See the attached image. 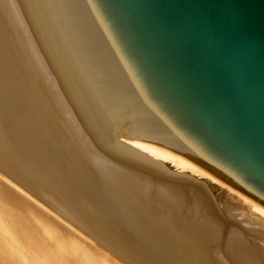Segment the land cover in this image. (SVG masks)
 <instances>
[{
    "label": "water",
    "instance_id": "obj_1",
    "mask_svg": "<svg viewBox=\"0 0 264 264\" xmlns=\"http://www.w3.org/2000/svg\"><path fill=\"white\" fill-rule=\"evenodd\" d=\"M27 2L113 139L161 147L264 210V0Z\"/></svg>",
    "mask_w": 264,
    "mask_h": 264
},
{
    "label": "bare ground",
    "instance_id": "obj_2",
    "mask_svg": "<svg viewBox=\"0 0 264 264\" xmlns=\"http://www.w3.org/2000/svg\"><path fill=\"white\" fill-rule=\"evenodd\" d=\"M30 12L34 16L32 10ZM8 21L11 22L12 28L10 24L5 28L4 25ZM0 26L3 32L0 31L6 40L0 38V264H213L209 255L211 246L208 245L207 238L213 237L211 241L215 238L214 235L209 234L214 231L213 229H219L217 226L219 216H215L213 211L208 209L201 196L195 195L196 200L191 203L192 207L201 214V222H196L198 219L194 221L198 223L194 227L198 231L196 229L186 231V228L180 229L179 226L174 227L173 231L171 227L166 226L168 224L161 223L163 225L161 226L159 222L158 224L156 222L159 227H156L157 231H147L146 227L142 226L145 222L142 223L141 220L138 222L139 218L135 219L132 210L135 211L137 208L130 211L132 201L144 202L145 208L148 203L147 196L140 195L142 192L137 195L135 185L142 184L141 187H147L146 184L148 186L150 184L151 186L153 178L158 180L159 177L167 180L166 182L171 186L170 191L176 194L177 188L187 184L185 180L196 182L193 175L219 184L244 201L249 206L247 209L260 215L259 220L251 224L261 226V236H264V210L236 190L161 147L129 138H122L124 142L117 141L101 123H94L97 133L102 138L109 139L111 144L109 149L112 150L113 157L122 160V164L127 167V170L120 169L112 174L110 172L112 167L108 166L110 162H105L106 166L98 161L97 158L101 159L97 156L99 150L96 154L91 145L86 148L84 146L86 152L83 150L86 141L88 140L90 144L92 140L81 125L75 122L76 119L74 121L70 115H67L66 120L63 113L58 112L62 102L58 105L56 101L58 99H55L57 96L53 91L55 88L51 89L52 86L48 88L44 82L46 80L39 78L41 79L39 81L37 74L34 76L27 74L28 67L32 71L35 70L33 68L35 63H31L34 58L31 59L33 55L30 57L32 53L29 54L27 51L29 47L22 43L24 41L21 42L23 38L21 32L19 34L16 32L19 31L20 26L16 27L15 21L4 12L0 13ZM8 33H13V38L6 39ZM22 47L26 49L23 57L18 55V49ZM18 69L22 72L19 73ZM59 71L61 73L62 70ZM33 73L35 74L34 71ZM58 98L61 99L60 95ZM48 99L55 101L47 102ZM63 106L61 107L66 110L64 103ZM54 109L57 120H53ZM45 119L49 123H46ZM79 137H83V140L86 138V144L83 143L82 146L72 149L70 146L73 145L69 146L68 138L75 140L76 143L78 139L81 140ZM130 147L136 148L137 151ZM79 151L81 155H87V160H92L90 163L93 162L94 166L103 164L102 166L108 167L104 166L109 172L103 169L104 174H100L102 178L106 177L104 181L109 185L104 186L111 194L113 188L121 190L125 200L120 195L118 198H122L125 202L121 206L125 210L119 207V203L112 201L118 195H115L117 190L113 191L112 195L115 196H111L112 200L108 201L110 196L106 198L110 203L111 207H109L106 205L108 203L103 201L105 199L101 198L103 195L101 196L99 190L93 189L94 186L90 188L89 185H93L95 180L93 181L90 175H86V180L83 181L82 175L80 176L83 173L78 166H75L76 164H72L76 161L74 157ZM139 152L145 153L150 159ZM80 160L83 162V158ZM95 162L97 164H94ZM162 162H169L179 171H188L192 175L187 172L170 171ZM102 166L101 168L98 166L99 170ZM88 170L91 172L92 169ZM133 170H136L138 175ZM94 175L92 174L93 177ZM99 180L101 179L96 180L97 185ZM122 199H118L119 202ZM126 205L130 208L128 209ZM156 216H154L155 220H157ZM117 220L118 224L115 222ZM232 227L230 229H233ZM205 232H208L207 235ZM133 233L135 237H132ZM243 235L242 231L236 230L232 238H226L224 241L226 252L233 251L237 263H242L243 259L247 262L252 261L253 264H263L264 246L247 241Z\"/></svg>",
    "mask_w": 264,
    "mask_h": 264
},
{
    "label": "rangeland",
    "instance_id": "obj_3",
    "mask_svg": "<svg viewBox=\"0 0 264 264\" xmlns=\"http://www.w3.org/2000/svg\"><path fill=\"white\" fill-rule=\"evenodd\" d=\"M31 10L32 9L30 8L27 0H0V13L3 14V12H4L7 16H10L15 21L16 27L20 26L19 31L17 30L16 32H18L17 34H19V32H21L20 35L21 34L23 35V36L21 35V38L22 37L24 38V39L22 38V40L20 38L21 42L24 41L22 43H24V45L27 48L29 47L27 51L29 52V54L32 53V54H30V57L33 55L31 57V59L32 58H34V59L31 60V63L33 64V62H34L35 65L37 64V66H35L33 64V66H34L33 68L35 69V70H33L35 72V74H34L33 71L27 66V64H26L27 62H25L26 67H28L27 68L28 70L26 69L27 74L30 76H34L37 74L36 76L38 77V80H39V78H43V80H46L44 82L47 84L48 88H51L49 86H52L51 89L55 88L53 91L55 92V94L57 96L55 99H58V100H56V101H58V105L60 104V102H62L61 103L62 105L60 104V107L61 106L64 107L63 106V103H64V105L68 109V110L66 109L68 111V112H66V110L64 108L61 107L64 110L63 111L62 109L60 110V107H59L58 112L60 111L61 113H63L62 115L65 117L66 120L68 118L67 115H70L71 119L73 118L74 121L76 119L75 122L78 123L79 125H81L82 129H84L87 136L88 137L90 136V139L92 140L89 144L88 140L86 138H85V140H83L84 139L83 137L82 138L79 137L84 142H81V140L79 141V139H78L75 143V140L68 138L69 139V146L72 144L73 146H70V147L72 149H75L76 146L79 147V145L82 146L83 143L86 144L85 141L87 140L86 141L87 144L83 145V150L88 145L92 146V147L89 146V148L90 147L94 148L93 152H95L96 154H97V151L99 150L97 156L101 157V159L97 158L98 161L104 163L105 165L108 162H110L108 164V166L110 165L109 167H112V168H110V170H111L110 172L112 174L114 172L120 171V169H126L127 170V167L122 164V160H119V159L113 157L112 150L109 149V147L111 145L109 142V139H107L106 137L102 138L101 135H99L97 133V131L95 129L96 125H94V123L96 124V123H100V122L87 110L84 102L82 103V99H81L79 93L77 92L72 81H70V80L68 81V79H70V77L68 76L65 68L63 67L60 59L58 58L55 50L53 49L51 43L49 42L46 34L44 33V31H43L41 25L39 24L35 15H34L35 19H33L34 16H32V14L30 12ZM32 13H33V11H32ZM17 22H19V23H17ZM10 23H11L10 21L6 22V25H4L5 28H7V26ZM10 26H11V24H10ZM10 28H12V26ZM38 28H39V30H38ZM0 30L3 32V29L1 28V26H0ZM1 31H0V38L1 39L3 38V41H6L4 39V35ZM39 31H41V32H39ZM41 35H44V36L42 37ZM13 36H14L13 33H10V34L8 33V37L6 39L13 38ZM24 50H26V49H23V47H22V49H18L19 54L18 53L17 54L23 57L24 53H25ZM11 53L14 54L13 52H11ZM58 59H59V61H58ZM22 64L24 65V62H22ZM39 67H40V70H39ZM57 67L62 70L61 73ZM15 68L17 69V67H15ZM36 69H37V71H36ZM18 72L21 73L22 71H20L18 69ZM50 82H52V83H50ZM68 83H71V84H68ZM43 87H45V86L43 85ZM74 88H75V90H74ZM59 95L61 97L60 100L58 98ZM48 100H47V102L55 101L52 99H51L52 101L50 99H48ZM55 113H56V110L54 109L53 120L54 119L57 120V114H55ZM64 113H65V115H64ZM66 113H69V114H66ZM70 117H69V119H70ZM45 120L47 123L48 122L47 119H45ZM91 120L94 122H92ZM56 124H58V123H56ZM77 142H79V143H77ZM84 146H85V148H84ZM78 147H77V149H78ZM95 147H97V148H95ZM94 150H96V151H94ZM108 150H111V151H108ZM99 152H101V153H99ZM78 154H79V156H78ZM78 154L75 155L74 160H76V161H73L72 164H74V165L76 164L75 166L76 167L78 166V169L83 173V174H80V176L82 175V178L84 179L83 181L86 180L85 179L86 175H88V176L90 175V177L93 179V181L95 180L94 181L95 184L92 183L93 185H89V186L91 189L94 186L93 189H95L97 191L99 190L98 192L101 194V196L103 195V197H101V198L105 199V200L102 199L103 201L107 202L108 199H106V198H108V196H110L109 200H108V201H110V200H112L111 196H115L116 194H118L117 196H115V198L112 201L119 203L118 204V205H120L119 207L125 210V208L121 207L123 202H124L123 199L125 198L124 194H122L121 190L119 191V189H117V188H113V189L111 188L112 194H114V192H116V190H117L115 195H112L111 192L108 191V189H107V187L109 185L107 184V182L105 183V181H104L106 177H103L104 178L103 179L102 176L100 175L101 173L104 174L102 172V170L103 169L106 170V168H108V167H106L107 165L106 166L104 165L106 167L105 168L104 166H102L103 164L101 163L102 169L99 170L101 168V166L99 164L97 166L96 165L94 166L92 164L93 162L90 163V161H92V160H89V161L87 160V158H86L87 155H85V156H84V154L81 155L82 153L80 151ZM101 155H103L104 157ZM81 158H83V160H82L83 162H81V160H80ZM84 158L86 159L85 161H87V162L84 161ZM104 159H105V161H104ZM94 161H96V160H94ZM105 162H107V163H105ZM94 164H97V163L95 162ZM166 164H167V167L170 169V171H174V170L179 171L174 166H172L169 162H166ZM86 165L87 166L89 165V167H86ZM93 166H94V168H93ZM98 166L100 168H98ZM85 167H86V170H85ZM89 168L92 169L91 172H90V170L87 171V169H89ZM116 169H118V170L116 171ZM128 170L131 171L129 168H128ZM133 171L136 172L135 173L136 175H138L136 170H133ZM88 172L90 174H88ZM97 172H99V173H97ZM106 172H109V169H107ZM179 172H187V173L191 174L188 171H179ZM92 174H95L94 177L92 176ZM143 176L148 177L146 175H143ZM193 176L195 177L196 182H190V181L185 180V183H187V184L182 185L181 188H177V191H175V192H177V194L170 191L169 187H171V186H169V184L166 182L167 180H165L162 177H159L158 180L152 177L154 179V181L151 182V186H150V184H149V186L146 184L147 187H143V186L141 187L142 184L140 186L138 184H136L137 186L135 185V187L137 188L136 189L137 195H139L142 192L140 195L147 196L148 203L146 202L147 205L145 204L147 206V208L144 207V204H143L144 202L142 203L139 200L138 201H136V200L132 201V199H130L132 202L129 200L131 202L130 206L132 205L131 206L132 208L127 207V205H126V207L128 209L130 208V211H131V209L137 208L136 209L137 211L136 210L135 211L138 213V215L134 210H132V211L136 217L133 214H131V215H133L135 217V219L139 218L138 219L139 221L137 220L138 222H140V220H141L142 223L145 222L146 225L148 224L147 226H144L145 224L142 225L143 227H146L147 231L148 230H153L154 232L157 231L156 227H158V226L156 225V222H157V224H158V222L160 224L161 223L162 224H168L169 226L168 225H166V226L168 228L171 227L170 229L173 231L175 230L174 227H176V226H179L178 228H180V229L186 228V231H187V229L189 231H194L193 229H196V228H194V227H196L195 225L196 224L198 225V223H195L194 221H196L198 219L196 222H201L200 221L201 220L200 219L201 214L199 213V211L197 209H194L192 207L191 203L194 202V200H196L195 195L201 196L202 201L208 205V209L210 208L211 211H213L215 216H217V217L219 216L218 217L219 222L217 223V226L219 227V229H217V228L213 229L214 231H212L211 234H209V235H214L215 238L212 241L210 239H212L213 237L207 238L208 239L207 241H209L208 245L211 246V250L209 251V255L212 258L211 262L213 264H215V263L216 264H222V263H227V264H253L252 261L247 262L243 259L241 260L242 263L241 262L237 263L234 260L235 259L234 252L233 251H230V253L226 252L224 241L226 240V238H232L234 236V232H236V230H238L239 232H241V231L243 232V234H244L243 236L247 241H250L256 245L261 244L264 246V244L262 243V242H264V236H261V232H262L261 226H259L257 224H254V225L251 224V223L257 222L259 220L260 215L256 214L255 212H252L251 209H247V207H249V206L244 201L239 199L235 194L228 191L226 188L220 186L219 184H217L215 182H212L210 180H206L203 177H199L197 175H193ZM98 179H101V180H99V183H100V181H101V184H102V182H104V183L102 185L101 184L99 185V183H98V185H97ZM204 181H206V182H204ZM160 183H162V184H160ZM106 184H107V187H105ZM191 184H193V185H191ZM161 185H162V187H161ZM196 188H198V189H196ZM106 189H107V191H106ZM141 189H142V191H141ZM167 189H168V191H167ZM182 189H184V190H182ZM108 192L110 193V195H107V194H109ZM118 192L119 193L121 192V194H119ZM105 195H107V196H105ZM119 195L122 196L123 199L120 197L118 198ZM115 199H117V200H115ZM118 199L119 200L122 199V201L119 202ZM107 203L108 204H106V205L111 207L110 203L109 202H107ZM124 204H125V202H124ZM174 204L176 206H174ZM133 205H134V208H133ZM148 207H151V209ZM122 209H121V211H122ZM128 209H126V210H128ZM150 210H153L152 211L153 213ZM154 210H155V212H154ZM147 211H148V213H147ZM122 212L124 213V211H122ZM166 212H168V213H166ZM141 213L143 215H140ZM162 213H164L165 216ZM126 215H128V214H126ZM149 215H150V217H149ZM155 215H157L156 216L157 220H155V218H154ZM140 216L142 219L140 218ZM151 216H152V218H151ZM158 216H160L161 218L163 217L162 218L163 221H161V218ZM144 218H145V220H144ZM158 218H160V219H158ZM121 220L122 219L120 218V221ZM158 220H160V221H158ZM165 220H167V222ZM115 222L117 223L118 220ZM142 223H140V224H142ZM162 224H161V226H163ZM231 226H233L232 227L233 229H230ZM147 228H149V229H147ZM178 228H176V229H178ZM190 228H192V229H190ZM238 228H240V230ZM229 229L231 232L229 231ZM196 231H198V230L196 229ZM227 231H229V232L227 233ZM207 233L208 232H205L206 235H207ZM202 235H203V231H202ZM132 237H135V234ZM95 247L97 248L96 245H95ZM263 264H264V262H263Z\"/></svg>",
    "mask_w": 264,
    "mask_h": 264
}]
</instances>
